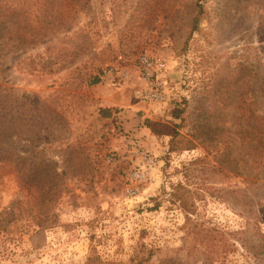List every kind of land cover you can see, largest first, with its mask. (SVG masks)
I'll list each match as a JSON object with an SVG mask.
<instances>
[{"label": "rangeland", "instance_id": "rangeland-1", "mask_svg": "<svg viewBox=\"0 0 264 264\" xmlns=\"http://www.w3.org/2000/svg\"><path fill=\"white\" fill-rule=\"evenodd\" d=\"M6 1L0 264H264V0ZM142 54L163 85L139 79Z\"/></svg>", "mask_w": 264, "mask_h": 264}, {"label": "trees", "instance_id": "trees-1", "mask_svg": "<svg viewBox=\"0 0 264 264\" xmlns=\"http://www.w3.org/2000/svg\"><path fill=\"white\" fill-rule=\"evenodd\" d=\"M9 0L6 1L8 3ZM199 10L196 13V16L192 23V30L196 31L199 27V24L201 22L202 18V6L198 4ZM1 9V8H0ZM15 13L10 11L8 8H6L1 14H0V39L4 38V36H8L11 33H9L7 30L9 29V22L14 19ZM43 33L37 32V36L34 40H36L38 37H42ZM99 78H95L93 85L99 83ZM9 99V98H8ZM7 99V100H8ZM6 111H8V108H6ZM104 113L107 112V110H103ZM10 113L2 114L0 113V142L8 141L11 137L9 127H11L12 119L10 118ZM180 111H174L173 117L179 118L180 117ZM146 126L151 130L152 134L155 136H170L172 139H174L177 134L175 131V128L170 127L169 125L160 124L157 122H153L150 120L145 121ZM0 143V145H2ZM173 150V149H172ZM8 150L4 149L0 146V171L5 170L6 168H9L11 166L10 158L6 157L8 155ZM6 153V154H5ZM206 158L198 159L197 163H201L202 161H205ZM10 169V168H9ZM0 179H2V175L0 174ZM183 191L181 194L180 192L177 194L176 191ZM190 191L184 186L183 183H179L174 188V193L171 196H175L177 201L182 205V207L188 211L186 215V225L188 227V233L190 235H197L200 236L202 239V242H205L206 240H209L208 234H210L212 230L204 229L203 225L199 222H194L192 220V213L194 210H192V207L194 204L189 203V195ZM188 208V209H187ZM208 234H207V233ZM152 255V252L149 251L147 255H145V249H135L134 254L132 255L130 259V264H148L150 257ZM87 264H103L101 259L96 255H91L88 258Z\"/></svg>", "mask_w": 264, "mask_h": 264}, {"label": "built area", "instance_id": "built-area-1", "mask_svg": "<svg viewBox=\"0 0 264 264\" xmlns=\"http://www.w3.org/2000/svg\"><path fill=\"white\" fill-rule=\"evenodd\" d=\"M137 71L139 79L152 87H158L164 84L162 80L165 76L166 64L163 61H159L147 54H142L138 58ZM128 76L125 75L123 79H126ZM140 97L144 99H153L157 98L158 94L148 93L144 95L142 91L138 92Z\"/></svg>", "mask_w": 264, "mask_h": 264}]
</instances>
